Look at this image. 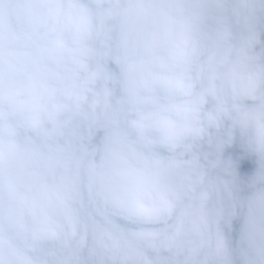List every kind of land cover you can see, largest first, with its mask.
Listing matches in <instances>:
<instances>
[{"label": "clouds", "instance_id": "1", "mask_svg": "<svg viewBox=\"0 0 264 264\" xmlns=\"http://www.w3.org/2000/svg\"><path fill=\"white\" fill-rule=\"evenodd\" d=\"M0 264H264V0H0Z\"/></svg>", "mask_w": 264, "mask_h": 264}]
</instances>
